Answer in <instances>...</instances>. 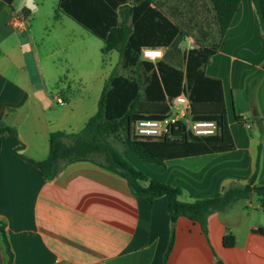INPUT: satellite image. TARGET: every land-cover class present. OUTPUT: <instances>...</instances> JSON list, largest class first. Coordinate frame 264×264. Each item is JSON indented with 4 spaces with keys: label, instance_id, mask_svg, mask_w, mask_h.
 <instances>
[{
    "label": "crops",
    "instance_id": "0c3cea01",
    "mask_svg": "<svg viewBox=\"0 0 264 264\" xmlns=\"http://www.w3.org/2000/svg\"><path fill=\"white\" fill-rule=\"evenodd\" d=\"M106 1L90 0L78 9L118 12L120 7L135 4V0ZM152 1L188 32L181 44L192 46L185 51L195 47L196 41L205 45L219 42L205 74L222 83L234 149L172 159L163 165L144 162L128 149L118 151L147 176L179 187L183 202L242 185L254 173V184L264 186V74L253 99L248 101L245 96L246 78L258 69L264 70V31L253 1L239 0L221 38L209 0ZM36 2L42 5L43 0H33L34 5ZM7 9L0 12V27L21 34L10 26L12 16ZM23 9L27 10L23 16L30 25L34 13L28 6ZM61 16L68 18L55 15L58 20ZM193 34L198 38L194 39ZM29 42L36 55L34 38ZM15 45L22 52L18 38ZM6 53L0 48V122L13 127L18 138L8 133L0 136V221L13 264H162L172 228L174 241L167 264H264V204L256 202L255 194L223 212L210 214L204 234L197 222L185 217L172 224L165 197L153 201L135 197L118 170L95 161L69 162L54 179L45 181L38 168L15 150L31 160H44L49 134L78 132L96 112L97 104L86 113L91 107L85 102L86 95L69 83L50 99L44 84L32 83L25 64L11 72ZM65 62L69 64L68 56ZM69 68L77 74L78 70ZM54 101L62 109L51 115L56 111L51 104ZM226 233L235 237L231 248L223 245ZM6 261L0 237V264Z\"/></svg>",
    "mask_w": 264,
    "mask_h": 264
},
{
    "label": "trees",
    "instance_id": "16d2710c",
    "mask_svg": "<svg viewBox=\"0 0 264 264\" xmlns=\"http://www.w3.org/2000/svg\"><path fill=\"white\" fill-rule=\"evenodd\" d=\"M90 0H58L56 15L63 14L103 42L102 53L116 51L118 62L105 80L97 101L96 112L75 133L54 131L48 138V155L34 161L17 153L35 165L45 181L54 179L72 161L88 159L108 168L118 170L126 179L132 194L137 198L153 201L165 197L170 222L179 217L197 222L207 233V218L214 212H223L235 202L252 194L264 204V186L254 184L255 173L244 184L221 189L211 197L183 202L181 189L149 177L130 164L109 140L121 143L141 160L163 165L166 161L206 154L228 152L234 142L228 127L222 83L207 76L205 66L216 53L219 42L202 44L181 50L180 44L188 32L173 21L152 0H135L133 6L89 11L80 10ZM92 1V0H91ZM108 3L106 0H98ZM213 5L214 20L221 38L228 28L239 0H209ZM264 31V0H252ZM154 4V5H153ZM117 3L112 4L114 8ZM6 6L0 1V12ZM22 13L27 15V10ZM145 47L163 48L162 59L152 63L141 57ZM264 74L258 69L245 80V96L254 97L255 89ZM184 93L190 101L189 116L192 120H213L217 133L214 136H195L183 122L170 123L167 133L159 137L137 135L134 124L141 119L163 120L171 115V101ZM238 122L241 119L236 117ZM8 133L18 138L13 127L0 122V136ZM1 143V138H0ZM19 148V147H18ZM0 237L7 255L6 264H13L4 224L0 221ZM174 241L173 228L162 264ZM223 245L231 248L235 237L226 233Z\"/></svg>",
    "mask_w": 264,
    "mask_h": 264
},
{
    "label": "rangeland",
    "instance_id": "374dc122",
    "mask_svg": "<svg viewBox=\"0 0 264 264\" xmlns=\"http://www.w3.org/2000/svg\"><path fill=\"white\" fill-rule=\"evenodd\" d=\"M56 3L57 0H43L42 5L36 2V10L33 11L30 8L34 14L31 15L30 25L24 33L19 34L17 31L13 33L8 27H0V48L7 51L8 58H4L8 61L7 67L11 72L17 71L15 68L25 64L32 83L36 86L44 84L50 99L67 83L78 86L81 94L86 95L85 102L91 106L86 110L88 113L96 108L104 80L117 64L118 54L116 52L102 53L103 42L100 39L64 16L58 20L55 17ZM26 4L27 0H13L7 12L11 16L22 18V8L28 6ZM191 30L188 29V31ZM17 38L22 44V52L18 45H15ZM32 38L35 41L36 55L31 51L33 46L29 39ZM190 46L192 43L185 42L181 44L180 49L185 50ZM66 56L69 57V64L65 62ZM71 66L78 70L76 75L69 70ZM51 104L56 110L51 115L61 111L59 110L62 109L61 105L55 101ZM109 140L120 152L123 151L120 142L111 137ZM254 198L257 203L261 201L257 195H254Z\"/></svg>",
    "mask_w": 264,
    "mask_h": 264
},
{
    "label": "built area",
    "instance_id": "2783aa9c",
    "mask_svg": "<svg viewBox=\"0 0 264 264\" xmlns=\"http://www.w3.org/2000/svg\"><path fill=\"white\" fill-rule=\"evenodd\" d=\"M12 29L18 30L21 33L27 31L28 22L23 16L18 18L12 16L9 21ZM164 51L162 48L145 47L141 50V57L146 61L155 63L162 59ZM62 103V101H58ZM190 101L188 97L181 93L171 101V115L163 120L141 119L135 122L134 131L137 135L148 137H159L167 133L170 123L177 121L183 122L187 130L195 136H214L217 133L216 123L213 120H192L189 116ZM249 128L250 125L246 124Z\"/></svg>",
    "mask_w": 264,
    "mask_h": 264
},
{
    "label": "clouds",
    "instance_id": "9594fccd",
    "mask_svg": "<svg viewBox=\"0 0 264 264\" xmlns=\"http://www.w3.org/2000/svg\"><path fill=\"white\" fill-rule=\"evenodd\" d=\"M27 4L33 11L36 10L35 5L33 4V0H27Z\"/></svg>",
    "mask_w": 264,
    "mask_h": 264
},
{
    "label": "water",
    "instance_id": "95a60500",
    "mask_svg": "<svg viewBox=\"0 0 264 264\" xmlns=\"http://www.w3.org/2000/svg\"><path fill=\"white\" fill-rule=\"evenodd\" d=\"M3 3H5L6 5H10L12 3L13 0H1ZM219 264H221V262H218Z\"/></svg>",
    "mask_w": 264,
    "mask_h": 264
}]
</instances>
